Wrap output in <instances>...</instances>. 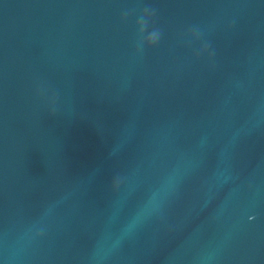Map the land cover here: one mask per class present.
Wrapping results in <instances>:
<instances>
[{
  "label": "water",
  "instance_id": "1",
  "mask_svg": "<svg viewBox=\"0 0 264 264\" xmlns=\"http://www.w3.org/2000/svg\"><path fill=\"white\" fill-rule=\"evenodd\" d=\"M0 264H264V0H0Z\"/></svg>",
  "mask_w": 264,
  "mask_h": 264
},
{
  "label": "clouds",
  "instance_id": "2",
  "mask_svg": "<svg viewBox=\"0 0 264 264\" xmlns=\"http://www.w3.org/2000/svg\"><path fill=\"white\" fill-rule=\"evenodd\" d=\"M145 14H150L151 17H153L155 15V11L154 10H151V9H147L145 8L143 10V12H141V14L139 15V18L137 19L136 21V25L137 24H140L143 22L144 24V27L143 28H140L138 29V36L140 37L141 36V33L147 29L148 27V24L147 22L145 21ZM129 15L128 12H125L123 15H122V19H126L127 16ZM150 36L153 38L150 42H148L147 44L141 42L140 39H138L137 41V48L138 50L139 49H143L144 47H153L155 46L159 40H160V36H161V32L159 29H153L150 33ZM207 48V46H206ZM53 103H54V98H53ZM53 112H55V108L53 107ZM118 186V179L114 181V184H113V187H117Z\"/></svg>",
  "mask_w": 264,
  "mask_h": 264
}]
</instances>
